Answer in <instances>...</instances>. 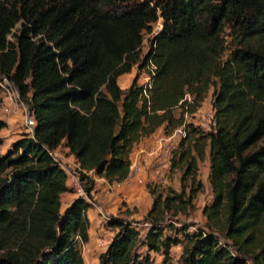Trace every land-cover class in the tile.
<instances>
[{
  "label": "trees",
  "instance_id": "trees-1",
  "mask_svg": "<svg viewBox=\"0 0 264 264\" xmlns=\"http://www.w3.org/2000/svg\"><path fill=\"white\" fill-rule=\"evenodd\" d=\"M161 19L144 59L156 67L152 87L136 78L123 90L120 78L139 64ZM0 76L19 86L37 120L34 137L5 155L0 137V264H86L89 174L124 183L142 140L183 126L172 158L181 192L149 188L145 235L134 225L141 222L111 218L118 232L100 264H155L153 253L161 264H264V0H0ZM212 89L207 132L186 118ZM62 146L87 195L65 213L69 175L49 153ZM208 150L214 202L204 209L206 228L191 231L197 226L178 224L194 210Z\"/></svg>",
  "mask_w": 264,
  "mask_h": 264
},
{
  "label": "rangeland",
  "instance_id": "rangeland-1",
  "mask_svg": "<svg viewBox=\"0 0 264 264\" xmlns=\"http://www.w3.org/2000/svg\"><path fill=\"white\" fill-rule=\"evenodd\" d=\"M152 1L153 3L158 2L159 0H146ZM164 27V21L161 19L157 24L153 26V30L151 32H147L145 35V42L143 48L141 50L140 62L136 65L131 74L124 75L120 78L119 84L122 88H125L124 78H130L129 83H133L136 78L139 79V84L142 86L146 85L149 81V78L153 76L152 63L145 65L144 59L150 52V47L152 42L156 38V36L160 33V31ZM12 41H15V38L11 37ZM131 86V85H130ZM128 89V88H127ZM125 89V90H127ZM124 90V89H123ZM214 91L213 89L208 93L207 99L203 106L194 114L190 115L186 118L189 124H193L196 127H199L203 131L209 132L213 128V118L215 115L214 110ZM27 104H30L25 100ZM180 114V110H176V115ZM13 124L16 126L15 133L19 136H26L29 134V129L24 125L23 117L20 113L14 117ZM141 142H145V139ZM181 140L179 138H175L170 141L168 145V150L164 151L163 155L157 157V159L149 166L147 179H145L144 184H140L143 186V193L138 191L136 197L138 198L139 208L145 210L148 206L153 205L154 198L150 193V189L153 190H164L167 192V189H172L177 192H181L182 190V176L183 171L181 169L172 170V158L174 155V151L179 147ZM62 154L66 152L63 149H60ZM160 161L157 166L155 162ZM161 169L163 173L164 179L151 178L150 172L154 174V170ZM70 172L69 180L72 179L73 175L77 173ZM211 176V160L209 150L207 151V157L204 162L199 164V183L200 185L195 186L198 191L195 199H194V210L190 217L180 216V221L178 226L188 224L195 225L197 227L191 228V231H195L196 228L205 229V225L207 223V219L204 215V209L208 206H211L214 202V192L210 182ZM150 188V189H149ZM123 200V199H121ZM66 203V202H65ZM151 203V204H150ZM152 207V206H151ZM139 208H129L128 204L125 201L119 202L118 210L110 211L108 215H106L99 204V200L96 197H93V209L96 210V213H91V217L94 220V223L91 225L90 236L92 237L90 242L83 247V253L85 255L86 260L91 258L92 256L97 257L100 252H103L109 242L112 240L114 235L118 232L117 229H112L109 227V220L111 218H132L137 215L140 210ZM66 207H63V213H65ZM132 213V215H129ZM145 218V216H144ZM142 219H134L137 222H141ZM144 227L142 230H145ZM141 252H146V249H142ZM155 259V264H159L162 260L160 255L152 254ZM177 255H175L176 257ZM161 264V263H160ZM247 264H253L251 260L247 261Z\"/></svg>",
  "mask_w": 264,
  "mask_h": 264
},
{
  "label": "crops",
  "instance_id": "crops-1",
  "mask_svg": "<svg viewBox=\"0 0 264 264\" xmlns=\"http://www.w3.org/2000/svg\"><path fill=\"white\" fill-rule=\"evenodd\" d=\"M129 79L130 78H124L125 88L122 89L125 90L130 87L132 83L128 82ZM0 118L1 120L5 121L8 124V128L0 131V137L4 139L2 154L5 155L9 152V150L12 149L13 145L16 142H18L23 138V136H19L15 133L16 126L13 124L14 119L8 122L1 115ZM170 141L171 140L169 139V136L165 134L163 129H160L152 137L145 139V142H140L135 147L132 155V161H133L132 174L136 176L137 179L139 178H143L144 180L147 179L149 166L157 159V157L163 155L164 150L167 149ZM60 149H63L66 152L65 154L61 153L65 159L66 168H67L66 172L70 173V172H75L76 170L78 171L77 173H75V175H73L72 179L68 181V187L70 191L62 195V211H63V207H66L67 210L77 199H79L78 189L83 188L85 183L82 181L81 169L76 157L72 155L70 153V150L65 146L60 147L58 149L59 152ZM155 163H156L155 166H157L158 163H160V161L158 162L156 161ZM89 176H91L95 180V189L93 192V197H96V199L99 200L100 207L106 215H108L110 211L118 210L120 201H125L128 204L129 208L140 207L136 195L138 191L143 193V186H140V183H138L136 179L129 183H126L124 187L120 190L110 191V189L108 188L109 185L108 181L99 178L94 173L89 174ZM150 176L151 178H154V174H152V172H150ZM151 206L152 205L148 206V208H146L145 210L139 208L140 212L134 216V219L138 220L144 218V216H146L150 211ZM91 213L95 214L96 210L92 208L88 211V216L91 220V223L93 224L94 220L91 217ZM91 238L92 237L90 236V240ZM107 248L103 252H100L97 255V257L92 256L91 258H88L86 260L84 255L86 264H100L99 258L101 254L107 251ZM181 254H182V247L173 248L172 257L174 259V262L179 261ZM175 255L177 256L175 257ZM160 257L162 260L159 262V264L162 263L163 261V257L161 255Z\"/></svg>",
  "mask_w": 264,
  "mask_h": 264
},
{
  "label": "built area",
  "instance_id": "built-area-1",
  "mask_svg": "<svg viewBox=\"0 0 264 264\" xmlns=\"http://www.w3.org/2000/svg\"><path fill=\"white\" fill-rule=\"evenodd\" d=\"M152 69L154 70L153 71V76H154L156 67L153 64H152ZM153 76L149 78L148 83L144 86L146 90L152 87ZM18 113L22 115L24 125L30 131L29 132L30 136L34 137V132L37 127V120L34 110L31 108L30 104H27L25 102V99L22 97L21 89L19 88V86L9 77L0 76V115L4 117L6 121L9 122L12 119H14V117L18 115ZM213 124L215 125V115L213 118ZM184 137H186L185 126L178 129L173 135L169 136V139L171 141L175 138H179L180 140H182ZM167 150L168 147L164 151ZM49 153L59 165H61L65 170L67 169L64 156L61 154V152L58 151V149L49 150ZM163 173L164 172L161 169L154 170V175L156 178L164 179ZM135 179L140 184H144L145 182L143 178L137 179L136 176H134L131 172V175L127 181H125L124 183H109L108 188L110 189V191H117L122 189L126 183H129ZM78 194H79V198H87L84 187L78 189ZM127 219H129L130 222H137L134 220V217ZM134 225L139 227L143 235L147 233L150 227V223L143 221H141L140 224L135 223ZM144 227L146 229L142 230Z\"/></svg>",
  "mask_w": 264,
  "mask_h": 264
}]
</instances>
